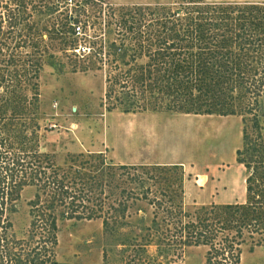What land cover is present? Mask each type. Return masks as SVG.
Instances as JSON below:
<instances>
[{"label":"trees","instance_id":"trees-1","mask_svg":"<svg viewBox=\"0 0 264 264\" xmlns=\"http://www.w3.org/2000/svg\"><path fill=\"white\" fill-rule=\"evenodd\" d=\"M171 2L168 10L130 5L118 11L116 36L87 41L92 48L85 58L104 72L107 111L240 116L235 161L245 170L244 202L185 211L181 200L155 196L170 186L169 171L179 188L178 164H117L102 152L68 155L65 164H55L40 150L39 45L3 38L0 30V56H8L0 58V264H55L59 220L101 219L106 231L127 225L129 209L139 202L152 208L151 224L121 245L205 246V264H239L243 245L252 249L264 241V1ZM83 3L75 6L84 9ZM8 8L0 0V9ZM79 22L68 15L64 24L69 48L63 49L73 55L83 33ZM28 46L33 52H21ZM27 187L33 188L28 234L17 239L11 215ZM158 248L160 256L170 250Z\"/></svg>","mask_w":264,"mask_h":264},{"label":"rangeland","instance_id":"rangeland-1","mask_svg":"<svg viewBox=\"0 0 264 264\" xmlns=\"http://www.w3.org/2000/svg\"><path fill=\"white\" fill-rule=\"evenodd\" d=\"M77 1L86 2L82 4L84 9L68 0H3L10 9H0L1 36L29 38L38 43L42 53L37 79L40 150L50 154L57 165L65 164L68 155L80 152H102L117 164H178L183 171L179 188L169 171L165 174L170 186L154 194L162 199L181 200L185 211L211 203L244 202L245 170L235 161V150L242 142L240 116L107 111L102 97L104 72L85 58L92 48L87 41L116 36L114 15L118 11H125L130 5H162L168 10L174 7L172 0ZM205 1L258 3L264 0ZM68 15L80 21L83 31L77 35L76 55L63 49L69 48L62 39ZM30 26L32 30L28 29ZM20 50L33 52L29 46ZM8 52L4 48V53ZM0 58L8 59V56ZM163 183L151 188H159ZM32 195L33 188H25L11 215L12 232L17 239L27 237L30 222L27 202ZM128 213L127 225L106 231L101 219L59 220L52 260L80 264H205V246L177 244L171 249L158 246L170 249L160 256L154 244L134 248L119 244L123 240L127 243L132 237L140 238L146 233L144 227L151 224L152 208L145 202L137 203ZM239 264H264V241L252 249L250 244L243 245Z\"/></svg>","mask_w":264,"mask_h":264},{"label":"built area","instance_id":"built-area-1","mask_svg":"<svg viewBox=\"0 0 264 264\" xmlns=\"http://www.w3.org/2000/svg\"><path fill=\"white\" fill-rule=\"evenodd\" d=\"M68 1L73 2V5H75L76 2H79V1H77V0H68ZM79 3H80V2H79ZM78 26H79V25H78ZM79 27H80V26H79ZM79 27L76 26V30H78ZM79 31H80V30H79Z\"/></svg>","mask_w":264,"mask_h":264},{"label":"crops","instance_id":"crops-1","mask_svg":"<svg viewBox=\"0 0 264 264\" xmlns=\"http://www.w3.org/2000/svg\"><path fill=\"white\" fill-rule=\"evenodd\" d=\"M55 264H80V263H60V262H56Z\"/></svg>","mask_w":264,"mask_h":264}]
</instances>
